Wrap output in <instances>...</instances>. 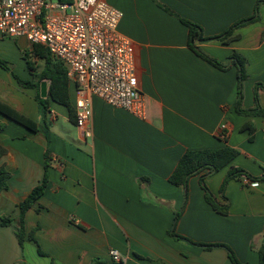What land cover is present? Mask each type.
Wrapping results in <instances>:
<instances>
[{
  "label": "crops",
  "instance_id": "1",
  "mask_svg": "<svg viewBox=\"0 0 264 264\" xmlns=\"http://www.w3.org/2000/svg\"><path fill=\"white\" fill-rule=\"evenodd\" d=\"M122 13L117 31L130 42L135 71L145 101L143 119L91 100L92 137L84 138L64 106L37 103L25 56L36 66L25 38L0 36V101L38 125L31 132L0 114V166L8 173L0 191V218L17 219L19 203L44 174L46 188L23 219L20 245L11 226L0 227V264H232L220 246L203 248L169 235L176 215V234L204 245L227 246L242 264H258L264 244V182L230 180V168L252 177L264 173V90H257L262 116L235 112L236 69L220 71L187 47L186 19L215 36L253 14L257 0H103ZM170 11L171 13H169ZM259 21L239 28L228 44H200V50L224 63L233 52L246 61L241 108L255 107L254 87H264V5ZM74 107L75 88L69 82ZM225 130H221V126ZM225 138V139H224ZM238 151L230 164L205 178L216 200L228 203L226 215L206 203L199 175L185 190L169 177L185 151ZM48 167L45 171V161ZM186 203L184 206V196ZM1 222V220H0ZM33 234L34 241L28 239Z\"/></svg>",
  "mask_w": 264,
  "mask_h": 264
},
{
  "label": "built area",
  "instance_id": "2",
  "mask_svg": "<svg viewBox=\"0 0 264 264\" xmlns=\"http://www.w3.org/2000/svg\"><path fill=\"white\" fill-rule=\"evenodd\" d=\"M49 1L0 0V36L25 38L65 65L75 87V127L84 138L92 137L93 97L143 119L145 101L134 55L117 31L122 13L103 0ZM110 256L122 264L117 252Z\"/></svg>",
  "mask_w": 264,
  "mask_h": 264
},
{
  "label": "trees",
  "instance_id": "3",
  "mask_svg": "<svg viewBox=\"0 0 264 264\" xmlns=\"http://www.w3.org/2000/svg\"><path fill=\"white\" fill-rule=\"evenodd\" d=\"M59 2H67L69 3L71 0H58ZM264 5V0H257L253 14L249 17L243 18L234 24H232L228 29L223 31L222 33L215 35V36H204L202 29L199 25L188 21L183 18H179L175 14L173 15L176 17L179 22L187 28L188 36H187V47L188 49L193 52L196 56L202 59L207 64L211 65L217 70L225 71L230 67H234L236 69V80H237V102L235 106V112L238 115L242 116H262L263 111L259 107L258 98H257V90L262 89L264 87L260 84L255 85L254 87V102L255 107L250 110H244L241 108V98H242V85L243 82L247 78L246 74V59L239 55L236 52H233L229 55L226 62L221 63L218 62L205 53H203L199 45L204 43H211L217 42L222 44H228L231 41L237 38V35L234 33L241 27L246 25L255 23L259 21V8ZM31 55L38 59L41 63L40 65L36 66L33 62L28 60V57L25 56L27 68L31 73L32 80L31 81H23L16 77L18 84L21 87L27 88H38L39 84L43 81L48 82L47 88V96L45 98H41L39 94L37 95V103L40 109L43 112L47 111L49 101L56 103L58 105L64 106L68 111L69 119L75 124V110L70 101L69 95V81L67 78V69L65 65L50 56L48 51L39 45H32L31 47ZM0 67L3 69H8V65L6 62L0 60ZM74 86V85H73ZM75 88V87H74ZM0 114L5 118L13 121L14 123L26 128L31 132L38 131V125L35 121L30 118L25 117L24 115L20 114L7 104L0 101ZM4 128L3 125H0V131ZM225 139V138H224ZM5 151L0 146V158L4 155ZM238 155V151L234 148L229 146H225L220 149H205V150H196V151H185L184 154L178 160L174 170L172 171L169 182L176 186L181 187L185 190L186 184L188 179L191 176L199 175V183L200 187L204 192V199L206 203H208L214 211L219 214L226 215L228 212V203L225 204L219 203L214 195L207 189L204 181L207 176H210L222 168L228 166L230 162ZM48 167L47 160L45 161L44 168L45 171ZM240 177L247 178L251 183L257 182H264V173L261 177H252L247 172L240 168H230L227 172L221 187H220V194L223 196L225 187L227 183L232 179H238ZM7 180H8V173L4 170L2 166H0V191L7 189ZM47 185V176L44 174L42 181L36 185L28 195L19 203V216L17 219H11L9 217H1L0 220V227L11 226L13 229V233L20 245L25 237L24 233V226H23V219L24 214L38 201L40 196H42L45 188ZM186 203V195L184 196V206ZM179 218V215H176L173 227L169 232V235L177 240L185 241L194 246H200L203 248H211L214 246H220L226 249L228 252L229 260L232 264H242L238 261L235 257L233 252L225 245H204L201 243L193 242L192 240L182 237L175 233L174 227ZM28 239L34 241L32 232L28 234ZM258 253V264H264V244L260 246L257 251ZM92 264H105L98 259H94ZM119 264V263H114ZM149 264H162L155 261H150Z\"/></svg>",
  "mask_w": 264,
  "mask_h": 264
},
{
  "label": "water",
  "instance_id": "4",
  "mask_svg": "<svg viewBox=\"0 0 264 264\" xmlns=\"http://www.w3.org/2000/svg\"><path fill=\"white\" fill-rule=\"evenodd\" d=\"M40 95H41L43 98H45V97L47 96V93H46V85H45L44 82L41 84V92H40Z\"/></svg>",
  "mask_w": 264,
  "mask_h": 264
},
{
  "label": "rangeland",
  "instance_id": "5",
  "mask_svg": "<svg viewBox=\"0 0 264 264\" xmlns=\"http://www.w3.org/2000/svg\"><path fill=\"white\" fill-rule=\"evenodd\" d=\"M49 2H51V3H57L58 2V0H50Z\"/></svg>",
  "mask_w": 264,
  "mask_h": 264
}]
</instances>
